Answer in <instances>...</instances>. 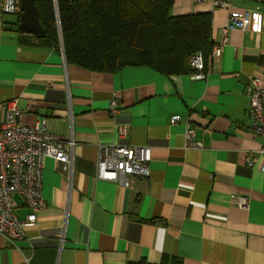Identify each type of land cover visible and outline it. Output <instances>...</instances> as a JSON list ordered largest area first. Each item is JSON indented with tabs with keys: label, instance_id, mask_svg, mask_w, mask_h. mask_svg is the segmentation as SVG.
<instances>
[{
	"label": "crops",
	"instance_id": "crops-1",
	"mask_svg": "<svg viewBox=\"0 0 264 264\" xmlns=\"http://www.w3.org/2000/svg\"><path fill=\"white\" fill-rule=\"evenodd\" d=\"M226 1L228 10L213 0H173V16L211 13L214 42L229 13L249 10V29L227 31L201 79L145 65L83 69L61 49L23 37L17 15L0 18V102L18 97L21 124L44 117L54 136L75 142L67 170L44 157L36 223L12 243L0 233V264H158L163 255L182 264H264V137L249 128L244 92L250 77L264 82V2ZM176 113L182 119L170 123ZM185 118L202 148L185 145ZM121 123L128 127L119 136ZM111 143L150 146L149 176L95 178L98 148ZM239 195L246 208L234 201ZM28 212L14 210L19 218Z\"/></svg>",
	"mask_w": 264,
	"mask_h": 264
},
{
	"label": "built area",
	"instance_id": "built-area-1",
	"mask_svg": "<svg viewBox=\"0 0 264 264\" xmlns=\"http://www.w3.org/2000/svg\"><path fill=\"white\" fill-rule=\"evenodd\" d=\"M203 1V0H196ZM264 2V0H261ZM20 0H0V18L5 15H18ZM213 5L227 9L226 0H213ZM232 28L249 29V10L229 13L227 24L222 28V37L213 43L205 61L201 52H196L189 58V73L193 79L204 78L211 62L222 51L228 41L227 31ZM23 37L30 34L22 32ZM249 101L250 130L264 137V82L252 76L244 90ZM4 118L0 122V233L9 243L14 239L25 236V229L36 223V211L43 204L41 187L44 157H52L67 170L71 164L70 154L75 144L72 137L68 139L57 138L47 129L46 118L36 120L33 126L20 123L23 109L19 105L18 97H11L1 101ZM108 110L115 117L118 112V100L113 97L109 100ZM182 119L180 114H172L170 123ZM183 133L185 145L192 148H202L203 144L195 136V128L190 125L187 118ZM128 124L121 123L116 126L119 136L127 131ZM264 154V145L259 150ZM152 158L151 147L148 145L129 144H101L96 158L95 178L126 183L131 175L148 177L150 174L149 162ZM248 162L249 159H247ZM264 169V163L261 166ZM18 195L20 202L16 199ZM237 206L246 208L248 198L245 195L234 197ZM26 206L29 212L19 218L14 210L18 206ZM62 242V240L60 239Z\"/></svg>",
	"mask_w": 264,
	"mask_h": 264
},
{
	"label": "trees",
	"instance_id": "trees-1",
	"mask_svg": "<svg viewBox=\"0 0 264 264\" xmlns=\"http://www.w3.org/2000/svg\"><path fill=\"white\" fill-rule=\"evenodd\" d=\"M35 4L44 29L42 35H32L37 43L60 51L59 27L65 61L87 70L113 72L145 65L165 74L190 73L191 55L201 52L206 61L214 43L211 13L173 16V0H56L55 4L35 0ZM158 264H182V259L163 255Z\"/></svg>",
	"mask_w": 264,
	"mask_h": 264
},
{
	"label": "water",
	"instance_id": "water-1",
	"mask_svg": "<svg viewBox=\"0 0 264 264\" xmlns=\"http://www.w3.org/2000/svg\"><path fill=\"white\" fill-rule=\"evenodd\" d=\"M56 3V0H54V4ZM19 9L20 12L17 15L18 16V29L22 32H26L28 34H31L33 36H40L43 34L44 29L42 28L39 16H38V10L35 4V0H20L19 3ZM56 19L58 21L57 15ZM58 33L60 38V48L63 52V46L60 36V29L58 27ZM64 55V52H63Z\"/></svg>",
	"mask_w": 264,
	"mask_h": 264
},
{
	"label": "rangeland",
	"instance_id": "rangeland-1",
	"mask_svg": "<svg viewBox=\"0 0 264 264\" xmlns=\"http://www.w3.org/2000/svg\"><path fill=\"white\" fill-rule=\"evenodd\" d=\"M16 199L18 200V198L16 197Z\"/></svg>",
	"mask_w": 264,
	"mask_h": 264
}]
</instances>
